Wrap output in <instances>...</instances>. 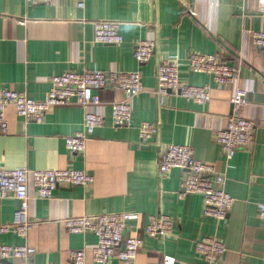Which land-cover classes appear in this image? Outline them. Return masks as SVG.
<instances>
[{"label": "crops", "instance_id": "crops-1", "mask_svg": "<svg viewBox=\"0 0 264 264\" xmlns=\"http://www.w3.org/2000/svg\"><path fill=\"white\" fill-rule=\"evenodd\" d=\"M101 20L121 24L122 45L93 42L92 23ZM254 32H264V0H54L53 4L0 0V91L11 88L42 101L53 76L84 70L138 71L144 86L134 101L129 127H115L110 120L111 103L123 96L110 87L100 92V106L55 108L41 124L26 123L13 107L7 109L8 132H0V169H75L92 175L94 183L60 188L48 200L39 199L31 188L32 230L26 239L3 235L0 244L35 248L33 264H72L70 252L95 247L97 238L69 233L63 220L137 213L144 226L150 217L166 215L173 221V235L151 239L141 231L144 247L136 264H157L165 256L175 258L176 264L200 263L195 245L207 237L226 246L220 264H264V222L258 210L264 201V50L254 45ZM141 39L156 43L152 59L142 66L133 57ZM191 53L218 55L239 68V81L213 90L211 101L203 105L171 96L160 106L154 94L158 66L164 59L182 61ZM180 76L189 86L211 82L186 66ZM235 87L249 93L243 116L255 124L254 142L227 162L216 137L232 116ZM86 113L106 120L85 152L74 154L66 148L65 138L82 129ZM142 122L158 127L157 136L147 143L139 139ZM173 144L189 146L196 159L225 174L226 191L235 199L225 221L203 216L202 196L178 197L185 171L173 169L159 177L158 163ZM19 207L14 199L0 200V225L14 224ZM0 264L25 263L12 259ZM86 264H96L91 255ZM106 264L118 262L112 259Z\"/></svg>", "mask_w": 264, "mask_h": 264}, {"label": "built area", "instance_id": "built-area-1", "mask_svg": "<svg viewBox=\"0 0 264 264\" xmlns=\"http://www.w3.org/2000/svg\"><path fill=\"white\" fill-rule=\"evenodd\" d=\"M33 4H53L54 0H30ZM79 6L84 8V3ZM193 15V13H191ZM22 25L24 22H20ZM95 44L120 46L124 38L120 32L121 24L116 21H94ZM254 45L264 50V32L252 34ZM156 50L152 39L138 40L134 46L133 57L142 66L150 62ZM186 66L196 74H204L210 83L204 86H189L182 82L180 69ZM240 79V70L230 65L216 54L191 53L184 60L164 59L156 71V91L159 105L163 106L167 98L174 96L203 105L211 101L215 89H223ZM107 87L114 93H122V99L111 103L110 120L115 127H129L132 124L134 101L144 92L142 75L138 71L104 72L84 70L66 72L50 79V90L42 101L28 97L11 88L0 91V132H8L6 111L13 107L26 123L41 124L48 112L59 107L78 105L83 108L100 106V92ZM233 113L227 127L217 132V143L227 162L235 154L250 147L254 142L255 124L244 118L243 110L249 105V93L235 87L232 99ZM105 117L86 113L82 129L65 138L66 148L74 154L84 153L91 136L105 123ZM142 143L153 140L158 127L151 122H142L138 127ZM173 169L185 171L178 197L185 199L189 195H200L204 200L203 216L217 222L225 221L234 205L235 199L226 191V176L219 173L215 165L205 163L194 157L193 150L186 145H170L158 163V175L167 176ZM94 177L89 173L75 169L29 170L26 168L0 169V200L14 199L20 203L15 213V223L0 225V237L10 233L26 239L34 223L29 219V191H37L39 199H53L63 187H89ZM261 220L264 222V201L258 204ZM142 217L137 213H104L100 215L73 217L62 221L67 231L76 235H94L97 245L70 252L72 264H86L88 255L96 264H106L117 259L118 264H136L138 253L144 247L141 231L151 239H166L173 235V221L166 215L152 216L148 223L141 226ZM133 230V235L128 232ZM223 241L215 237L203 238L196 242L195 251L201 257L200 263L220 264L226 253ZM36 249L28 245L0 244V261L17 259L25 264H33ZM157 264H176V259L165 256Z\"/></svg>", "mask_w": 264, "mask_h": 264}]
</instances>
